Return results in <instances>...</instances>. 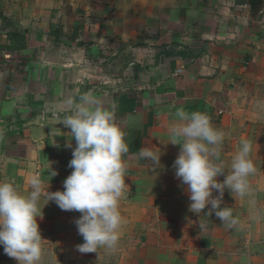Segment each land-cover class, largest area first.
Returning <instances> with one entry per match:
<instances>
[{"label": "crops", "instance_id": "obj_1", "mask_svg": "<svg viewBox=\"0 0 264 264\" xmlns=\"http://www.w3.org/2000/svg\"><path fill=\"white\" fill-rule=\"evenodd\" d=\"M82 95L114 106L126 132L120 239L79 252L81 213L42 195L38 264H264V0H0V180L27 193L35 174L64 190L76 141L62 121ZM180 108L225 133L229 167L241 140L252 142L249 195L226 188L221 204L232 228L204 216L210 205L190 211L169 132ZM142 148L161 153L154 170ZM0 264H18L2 245Z\"/></svg>", "mask_w": 264, "mask_h": 264}, {"label": "clouds", "instance_id": "obj_2", "mask_svg": "<svg viewBox=\"0 0 264 264\" xmlns=\"http://www.w3.org/2000/svg\"><path fill=\"white\" fill-rule=\"evenodd\" d=\"M79 99V103L67 100L71 114L62 121L76 141L68 164L72 171L63 181L64 190L50 192L49 185L45 190L35 174L27 193L19 191L11 180H0V245L18 264H38L42 258L44 239L37 222L38 217L43 218V207H38L42 195L46 200L44 205L52 201L61 210L81 213L75 220L84 241L76 246L79 252L113 249L119 242L122 227L119 202L129 190L125 183L129 151L126 132L117 123L114 106L105 107L87 95ZM175 116L178 121L169 128L171 143L181 146L174 161L175 176L187 186L190 211L199 215L210 205L204 216L214 213L222 225L234 227L238 219L233 209L221 204L226 188L240 198L249 195L248 178L256 172L250 155L252 142L241 140L229 167L221 159L225 133L213 126L210 116L187 113L182 108ZM160 154L148 148L138 153L141 159L150 162L153 170L160 165ZM55 175L56 171L50 169V176ZM221 175H224L222 182L217 180ZM214 190L218 195L213 196Z\"/></svg>", "mask_w": 264, "mask_h": 264}, {"label": "trees", "instance_id": "obj_3", "mask_svg": "<svg viewBox=\"0 0 264 264\" xmlns=\"http://www.w3.org/2000/svg\"><path fill=\"white\" fill-rule=\"evenodd\" d=\"M7 47H11V46H7ZM14 47H16V48H20V47H21V45H18V46H14Z\"/></svg>", "mask_w": 264, "mask_h": 264}]
</instances>
